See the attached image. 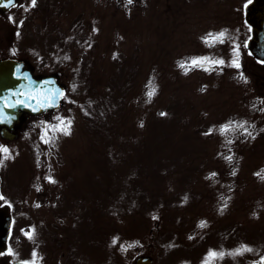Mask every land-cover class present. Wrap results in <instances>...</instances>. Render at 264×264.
Wrapping results in <instances>:
<instances>
[{"label": "rangeland", "instance_id": "obj_1", "mask_svg": "<svg viewBox=\"0 0 264 264\" xmlns=\"http://www.w3.org/2000/svg\"><path fill=\"white\" fill-rule=\"evenodd\" d=\"M248 1L20 0L0 23V59L39 62L35 73H59L67 91L61 108L10 144L11 157L0 151L15 174H38L46 158L55 177L46 184L54 202L25 213L34 241L5 254L8 264L32 259L33 249L37 264H73L72 250L80 264H134L150 254L160 264L164 251L161 264H264V85L245 48ZM223 29V43L201 39ZM193 57L229 63L197 66ZM65 117L70 134L59 130ZM229 120H247L251 135L223 134ZM242 244L252 251L232 255ZM211 249L224 255L208 256Z\"/></svg>", "mask_w": 264, "mask_h": 264}, {"label": "flooded vegetation", "instance_id": "obj_2", "mask_svg": "<svg viewBox=\"0 0 264 264\" xmlns=\"http://www.w3.org/2000/svg\"><path fill=\"white\" fill-rule=\"evenodd\" d=\"M16 2L18 6V4L20 3V0H16ZM42 7H44L43 13H53L51 10L48 11L45 6H42ZM13 9L8 11L6 14H3V15L0 14V23L2 27L4 26V19L7 16L11 15L10 12ZM12 18L10 19V21H13L14 26L9 21L7 23L9 26L6 27L10 31V33H13L14 27L15 28L17 27L15 25V18L14 20ZM23 19H24L23 29H25V33L30 34V30H29L31 27L30 15L24 16ZM27 37L28 36H25V40H26V43L24 42L25 49L30 50V51H35L36 48L28 45L30 41L26 39ZM20 60L25 62L26 68L31 69L33 73L36 74L35 68L33 65L40 64L39 62L31 63L28 58H23ZM43 116L44 115L36 117V116H31L28 113H23L17 117L18 121L14 120L15 117L10 118V122L7 121L6 124L0 125V145H5L7 146V148H9L10 144L14 145L16 143H19L21 139L22 140L25 139L28 136L30 130L34 127V126H31L30 121L33 119H39L40 117H43ZM11 156L12 154L10 155V157ZM41 156H45V155H41ZM0 159H4V164L0 166V192H2L4 196V199H0V209H4L8 212V214L10 215L12 219V225L15 226L9 238L10 243H8V248L11 247L12 249H15L18 243H22V245H25L27 243V240L24 238V235H23V232H21V229H23L25 226L35 224L34 219H31L29 216H25V213L27 212L29 213L31 211L30 209H33L34 206H36L37 204H39V206L41 207V206L51 204L54 202L55 191L47 186V185H52L54 182H51L47 179L46 169L48 165L47 163L48 160L46 158L43 160H40L41 168L39 169L38 174L34 173V175L19 174V173L15 174L12 168L10 170V167L12 166L11 160L8 158H4L2 154H0ZM55 161L58 162L57 159H55ZM60 161H62V159H60ZM12 172L14 173V175ZM9 176H14L13 177L14 179H11L9 181L11 182L10 186L6 184L8 183V181L5 179L6 177H9ZM25 178L29 179L27 185H24L23 183V180ZM81 197H83V195H81ZM81 197L79 196L78 198V203H77L78 208L82 206L81 204H84V199ZM89 202L91 205L92 197L91 199L89 198ZM27 206L29 207L25 208ZM25 210H28V211H25ZM72 251H73L72 256L74 260L73 264H80L79 260H77L78 252L76 250H72ZM7 253H8V249L6 251H3V250L0 251V264H8V260L5 258V254ZM150 255H146V256H150ZM161 261H160V264H161ZM61 264H66V263L62 262ZM153 264H154V259H153Z\"/></svg>", "mask_w": 264, "mask_h": 264}, {"label": "water", "instance_id": "obj_3", "mask_svg": "<svg viewBox=\"0 0 264 264\" xmlns=\"http://www.w3.org/2000/svg\"><path fill=\"white\" fill-rule=\"evenodd\" d=\"M11 5L0 0V11L5 12ZM245 20L251 26V38L247 42L250 53L258 60H264V0H251L245 7ZM23 64L17 60L0 61V116L5 118L12 111L22 109L32 114L57 109L63 100L57 90L64 88L54 77L35 82L24 78L21 73ZM23 101V103H20ZM0 119V123L2 122ZM10 220L4 211H0V248H5L9 234ZM140 259L138 263L142 264ZM15 264H21L16 262ZM149 264V263H148Z\"/></svg>", "mask_w": 264, "mask_h": 264}, {"label": "snow or ice", "instance_id": "obj_4", "mask_svg": "<svg viewBox=\"0 0 264 264\" xmlns=\"http://www.w3.org/2000/svg\"><path fill=\"white\" fill-rule=\"evenodd\" d=\"M15 2V0H4V3L6 5H11ZM127 3H132V0H127ZM36 4V0H31V5L32 6H35ZM14 20V18H12ZM22 23V21L20 22ZM93 31L94 32H98L99 29L96 28V27H93ZM227 33H228V29H223L215 34H212V33H209L207 36L205 37H202L201 39L205 40V41H213V42H220V43H223L224 42V38L227 36ZM89 47H91V45L89 44L88 45ZM232 51L235 53V55L231 58V65L234 66L236 69L240 70L242 69V65H241V62H240V51H239V48H233ZM67 59H70V57H66ZM208 62L210 64H218V65H226L229 63V61H226L223 57H220V58H217V59H213L211 57H193L191 59V63L193 65H197V66H203V63L202 62ZM261 63H264V60H261L260 61ZM181 66H183L185 63H188L187 61H180L179 62ZM188 69H185V71H187ZM221 71L223 70L222 68L220 69ZM238 75L240 77L241 80H243L245 83L247 82L248 80V77L244 74V72L241 70V71H238ZM76 88V85L73 84L72 85V90L74 91ZM58 91V94L59 95H64L63 93V90H57ZM152 93L150 92L149 93V96H151ZM20 103H23V101H20ZM264 110V109H262ZM2 111V110H0ZM165 113H162V115H164ZM0 119H2V116H0ZM62 120H67V125H61L59 127V130L64 132V134H70L71 132V128H70V125L72 123V120L71 118H61ZM10 122V120H9ZM141 124H143V121H141ZM248 124V121L247 120H229L228 122L224 123L223 125L220 126L221 128V132L223 134H227L229 131L231 132H235L237 129H241L243 132L245 133H248L249 135H251V132H249V129L248 127H246L245 125ZM53 128V130H56L57 126L56 125H52L51 126ZM45 131H47V129H45ZM212 129H209V132H211ZM42 139L44 138L43 136L41 137ZM47 142V141H45ZM228 143H231V141H227ZM0 150H2L4 153H8L9 155H11L10 153V150L7 148V146L5 145H0ZM227 160L231 161L232 160V156L229 155L227 157H225ZM4 164V159H0V166H2ZM235 168L232 170V174L235 175ZM264 171V170H262ZM216 175V173H209V176H214ZM256 175H259V173H256ZM47 179L51 182H55V177L54 176H47ZM0 199H4V196H3V193L0 192ZM185 200H187V196H185L184 198ZM10 203V202H8ZM37 207H39V204L36 205ZM226 205H222L221 207H225ZM255 215V213H253ZM206 223V221L204 220H201L200 221V225L203 226L204 224ZM21 232H23L28 239L30 240H33L35 239V226H31V231H28V230H25V229H21ZM116 242V238L113 239V243ZM136 243H139V241H136ZM244 251H252V248L250 245L248 244H242L240 247L236 248V249H233L231 250V254L232 255H236L238 253H243ZM8 252L12 255H16L17 253L14 252V250L9 247L8 248ZM208 256H212V257H215V256H223L224 255V252L223 251H220V252H217L215 249H211L209 250V253L207 254ZM37 251L36 249H33V252H32V259L30 260H25V261H22L21 264H37ZM260 261L264 262V255H262L260 257ZM203 264H208V261L207 259L203 262Z\"/></svg>", "mask_w": 264, "mask_h": 264}, {"label": "trees", "instance_id": "obj_5", "mask_svg": "<svg viewBox=\"0 0 264 264\" xmlns=\"http://www.w3.org/2000/svg\"><path fill=\"white\" fill-rule=\"evenodd\" d=\"M248 127H249V125H248Z\"/></svg>", "mask_w": 264, "mask_h": 264}]
</instances>
